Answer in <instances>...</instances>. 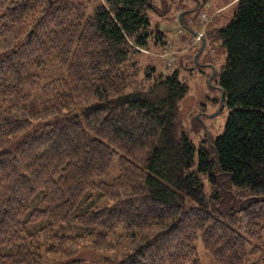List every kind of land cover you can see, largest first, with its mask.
<instances>
[{
    "label": "trees",
    "instance_id": "1",
    "mask_svg": "<svg viewBox=\"0 0 264 264\" xmlns=\"http://www.w3.org/2000/svg\"><path fill=\"white\" fill-rule=\"evenodd\" d=\"M156 11L0 0V264H201L199 241L215 264H264V0L208 32L230 111L209 148L181 129L179 73L141 61L170 51Z\"/></svg>",
    "mask_w": 264,
    "mask_h": 264
},
{
    "label": "rangeland",
    "instance_id": "2",
    "mask_svg": "<svg viewBox=\"0 0 264 264\" xmlns=\"http://www.w3.org/2000/svg\"><path fill=\"white\" fill-rule=\"evenodd\" d=\"M239 0H154L158 11L150 18L154 27L167 34L169 52L161 53L151 47L142 56L143 65H154L159 73H179L180 81L188 86V93L180 104L181 129L196 147L209 148L210 143L224 132L229 115L227 103L219 87L220 75L226 65L227 51L222 42L209 38V30L226 27L234 18ZM180 17L194 32L206 37V44L179 27ZM211 187L206 183V193ZM201 264H215L203 244H196ZM78 257L93 259L91 251Z\"/></svg>",
    "mask_w": 264,
    "mask_h": 264
},
{
    "label": "built area",
    "instance_id": "3",
    "mask_svg": "<svg viewBox=\"0 0 264 264\" xmlns=\"http://www.w3.org/2000/svg\"><path fill=\"white\" fill-rule=\"evenodd\" d=\"M202 37H204V35L201 34V33H196L195 36H194V38H196V39L198 38L199 40H201ZM198 39H197V40H198ZM168 52H169V51H168Z\"/></svg>",
    "mask_w": 264,
    "mask_h": 264
}]
</instances>
